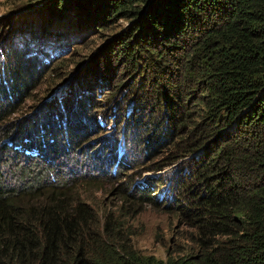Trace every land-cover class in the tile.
<instances>
[{
	"label": "trees",
	"instance_id": "trees-1",
	"mask_svg": "<svg viewBox=\"0 0 264 264\" xmlns=\"http://www.w3.org/2000/svg\"><path fill=\"white\" fill-rule=\"evenodd\" d=\"M48 1L53 23L66 19L73 32L83 26L94 34L119 19L132 26L104 37L100 71L66 83L45 103L40 132L29 131L34 121H6L38 87L44 65L15 50L2 54L7 64L0 67V264H264V0ZM107 56L115 70L104 62ZM60 63L48 67L49 77L63 70ZM93 73L104 82L115 79L116 93L129 92L138 110L149 97L156 103L148 120H157L160 132L148 144L130 130L129 162L141 147L147 153L167 150L154 171L186 160L182 169L175 167L171 186L183 189L174 208L189 229L187 252L141 254L122 209L114 215L94 208L72 191L74 176L47 166L52 148L77 153L89 141L84 107L74 123L66 100L84 103ZM97 97L89 109L98 108ZM92 121L100 130L98 118ZM178 130L185 134L173 137ZM41 145L48 148L44 166L31 171L39 157L28 149ZM9 152L26 165L6 172ZM130 198L127 190L123 200Z\"/></svg>",
	"mask_w": 264,
	"mask_h": 264
},
{
	"label": "rangeland",
	"instance_id": "rangeland-1",
	"mask_svg": "<svg viewBox=\"0 0 264 264\" xmlns=\"http://www.w3.org/2000/svg\"><path fill=\"white\" fill-rule=\"evenodd\" d=\"M54 20L57 19L53 18L47 0L41 3H35L34 0H0V67L7 64L6 60H3L2 54L7 52L10 54L12 50H15L23 57L30 58L35 65H44L43 68H45L37 79L38 87L32 92L28 91L27 97L20 103L17 112H14L6 121L10 124L13 121H25V119L29 122L34 121V125L32 124L29 131L38 129L40 132L39 126L42 123L40 121L45 120V118H40L44 114L45 103L55 97L63 85L71 84L75 79L78 81L81 77L89 78L91 69L101 70L102 65L98 64H101L100 61L103 58L101 56L104 53V37L108 34L112 35L114 32L124 33L127 28L132 26V21L119 19L115 24L109 23L101 31L98 28L99 30L97 29L98 31L93 34V31L85 29L83 26L82 28L79 26L73 28L74 32L69 30L66 27V19L53 23ZM59 25L64 27L60 28ZM58 32L64 33V37L57 36ZM58 55L62 56L54 60V57ZM108 57L106 60L104 59V62L115 70L116 67L110 64L111 57ZM57 62H62L60 67L63 70L49 77L47 75L48 67ZM94 75L96 74L93 73L91 77V79L94 78L91 80L93 87L86 93L84 103H73L71 96L66 100V106L74 123L83 118L80 113L82 112L81 108L84 107V111H86L84 125L89 141L84 148L78 150L79 153L68 149L65 154H61L52 148V153L49 150L51 158L47 166L57 169L59 174L66 173L65 176H69V178L71 175L74 176L72 191L78 192V195L94 208L114 211V215H118L122 209V216L127 222V227L133 232L132 244L141 254L165 258L167 253L179 255L187 252L191 246L189 229L184 227V220L179 218L174 208L181 199L183 189L178 185V188L176 187L174 190L171 185L167 184L171 176L174 179L177 176L175 167L180 168L182 162L186 160H181V164L178 160L175 165L166 167V171H154L157 166L163 165L167 150L162 151L161 147H156L151 148L147 153L144 147H141L137 148L136 157L128 164V167L121 168L115 175L111 174L107 165L99 166V159L104 158L105 160L106 154L101 150L104 149L103 143L107 139L106 136L111 141L123 143L127 140L129 131L133 130L138 134L136 140L153 144L155 137L160 132V123L157 120H150V122L148 120L151 113L157 110L156 103L152 98L149 97L145 107L142 106L138 110L132 107V103H130L132 95L129 92H123V95L116 93L118 87H116L115 79L112 84V81L111 83L104 82ZM54 84L53 89L46 95L45 90H50ZM97 96L101 97L98 108L93 105L89 109V101L98 98ZM155 97L156 95L153 96V98ZM68 100L71 101L70 106L67 105ZM124 112H126L125 116ZM93 116L98 118V124L101 125H99L100 130L96 129V125L92 121ZM131 116L132 118L134 116V119L128 118ZM144 126L145 129H142ZM143 131L146 133L144 134ZM173 134V137H176L183 136L185 133L178 130ZM98 139L102 140V143ZM155 149L161 151H154ZM155 153L158 155L151 157ZM8 157L10 162L5 167L6 172L10 168H15L18 163L26 165L25 158H13L12 152L8 153ZM34 159L38 165L32 166L31 171L36 167L44 166V164H40L43 160L41 157ZM34 171L37 170L34 169ZM85 173H87L86 176H83ZM17 175L18 171L12 170L10 177L16 178ZM128 179L133 181L137 179L136 181L140 180V182L144 179L149 186L156 182L165 183V185L162 188L158 187V190L149 192L147 191L148 187L141 190L140 185H135V189H131ZM171 189L173 195L170 200L168 198L171 196ZM127 190L132 197L130 201L123 200V195ZM154 193L157 195L155 196ZM151 194L154 196H150ZM163 194L166 195L163 196Z\"/></svg>",
	"mask_w": 264,
	"mask_h": 264
},
{
	"label": "clouds",
	"instance_id": "clouds-1",
	"mask_svg": "<svg viewBox=\"0 0 264 264\" xmlns=\"http://www.w3.org/2000/svg\"><path fill=\"white\" fill-rule=\"evenodd\" d=\"M106 138L107 139L105 141V148L107 150H105L103 152L106 154L105 160H104V158H100L99 159V166H102L104 164L107 165L111 174L115 175L121 168L123 169L124 167L128 166V164L130 163L129 162L130 156L134 154V152H133L134 150L132 149L131 145H129L127 143L128 140L121 143V142H117V141H111V139L107 136H106ZM31 149H33V150L31 151ZM46 149L48 150V148L45 147L44 145H41L39 147L32 146L31 148L28 149V154H30L31 156H38V157H41L42 159H45L46 158V156H45ZM125 154H127V156H125ZM101 169H103V168H101ZM164 171H166V170H164ZM128 180H130V179H128ZM136 180H134V181L130 180L131 181V188L134 187L135 185H140L141 190L148 187V190H154L155 191V189L158 190V187L162 188L165 185V183H157L156 182L155 184L149 186L147 181H145L144 179H142L141 182H140V180H138V181H136ZM147 180H150V179H147ZM174 181H175L174 177L171 176V179L169 182H167V184L172 185ZM172 189H171V192L169 190L171 196L168 199H170V200L172 199V195H173ZM156 195H157V193H155V196ZM164 195H166V194H163V196ZM167 197H168V193H167Z\"/></svg>",
	"mask_w": 264,
	"mask_h": 264
},
{
	"label": "bare ground",
	"instance_id": "bare-ground-1",
	"mask_svg": "<svg viewBox=\"0 0 264 264\" xmlns=\"http://www.w3.org/2000/svg\"><path fill=\"white\" fill-rule=\"evenodd\" d=\"M51 158V157H50Z\"/></svg>",
	"mask_w": 264,
	"mask_h": 264
}]
</instances>
